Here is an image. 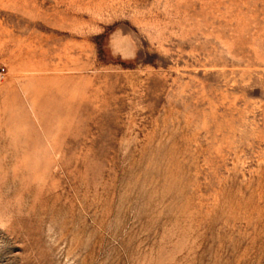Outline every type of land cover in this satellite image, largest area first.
<instances>
[{
    "label": "rangeland",
    "instance_id": "rangeland-1",
    "mask_svg": "<svg viewBox=\"0 0 264 264\" xmlns=\"http://www.w3.org/2000/svg\"><path fill=\"white\" fill-rule=\"evenodd\" d=\"M0 264H264V0H0Z\"/></svg>",
    "mask_w": 264,
    "mask_h": 264
}]
</instances>
